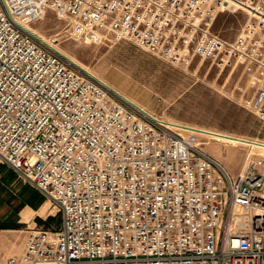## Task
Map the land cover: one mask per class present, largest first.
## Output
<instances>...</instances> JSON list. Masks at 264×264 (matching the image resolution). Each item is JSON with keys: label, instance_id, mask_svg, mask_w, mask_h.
<instances>
[{"label": "built area", "instance_id": "1", "mask_svg": "<svg viewBox=\"0 0 264 264\" xmlns=\"http://www.w3.org/2000/svg\"><path fill=\"white\" fill-rule=\"evenodd\" d=\"M247 21L231 42L217 15ZM129 41L173 66L240 68L264 122V0H0V164L59 215L8 264H264V156L230 176L199 134L131 102L32 26Z\"/></svg>", "mask_w": 264, "mask_h": 264}, {"label": "rangeland", "instance_id": "2", "mask_svg": "<svg viewBox=\"0 0 264 264\" xmlns=\"http://www.w3.org/2000/svg\"><path fill=\"white\" fill-rule=\"evenodd\" d=\"M246 21L247 15L240 10L222 12L210 32L231 42ZM32 30L47 41L57 39L61 52L133 103L203 133L206 137L198 138L204 151L230 176L243 172L248 158L264 156V122L249 113L240 100L239 89L246 95L250 92L240 68L219 70L210 61L199 60L190 66H173L103 32L75 40L69 21L52 11ZM11 171L0 164V174ZM13 174L15 181L8 186L0 180V264L21 255L30 232L56 228L59 218L45 199L37 210L24 206L17 193L28 184ZM48 218L53 222H39Z\"/></svg>", "mask_w": 264, "mask_h": 264}, {"label": "trees", "instance_id": "3", "mask_svg": "<svg viewBox=\"0 0 264 264\" xmlns=\"http://www.w3.org/2000/svg\"><path fill=\"white\" fill-rule=\"evenodd\" d=\"M0 180L8 185L15 181V175L13 172H3L0 174ZM18 198L21 199V202L24 206H27L31 210H37L44 202V198L34 189H32L28 185H24L21 187L19 192L17 193ZM53 218H48L45 222L39 221L41 224H49L53 222ZM59 218L57 221V226H59ZM55 228V227H54ZM2 229V228H0Z\"/></svg>", "mask_w": 264, "mask_h": 264}, {"label": "bare ground", "instance_id": "4", "mask_svg": "<svg viewBox=\"0 0 264 264\" xmlns=\"http://www.w3.org/2000/svg\"><path fill=\"white\" fill-rule=\"evenodd\" d=\"M43 40H45L44 38H42ZM56 41H58L57 39H55ZM63 53V52H62ZM64 54V53H63ZM67 56V55H66ZM132 102V101H131ZM137 105V104H136ZM188 127V126H187ZM189 129H192L191 127H188ZM194 132L198 133L201 136L206 137L203 133H201L200 131H196L195 129H192Z\"/></svg>", "mask_w": 264, "mask_h": 264}]
</instances>
